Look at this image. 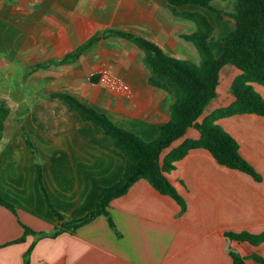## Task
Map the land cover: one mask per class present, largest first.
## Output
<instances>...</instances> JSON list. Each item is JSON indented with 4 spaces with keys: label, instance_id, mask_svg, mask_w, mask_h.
Masks as SVG:
<instances>
[{
    "label": "crops",
    "instance_id": "1",
    "mask_svg": "<svg viewBox=\"0 0 264 264\" xmlns=\"http://www.w3.org/2000/svg\"><path fill=\"white\" fill-rule=\"evenodd\" d=\"M233 3L211 5L230 12ZM177 10L207 18L213 28L208 45L218 56L220 38L233 29V21L195 6ZM114 27L184 60L192 44L181 35L195 31L193 22L171 14L165 0H0V101L9 109L0 138V197L16 213L0 206V264H233L229 250L264 258V242L251 246L224 236L264 232V116L254 114L220 118L217 124L238 143L260 182L217 164L204 149H193L166 174L185 200L182 214L172 198L141 179L110 202L114 228L99 216L55 237L23 233L21 225L35 233L59 228L51 209L65 220L83 217L95 208L99 188L116 183L126 166L125 156L98 126L45 95L70 94L145 141L156 139L159 126L169 120L174 98L149 85L141 51L128 41L100 40L71 64L31 70ZM194 57L198 64L197 51ZM239 73L231 65L220 69L216 96L198 121L233 101L230 85ZM103 74L117 83L115 89L99 83ZM253 88L264 99V87ZM198 137L187 129L161 158L183 139Z\"/></svg>",
    "mask_w": 264,
    "mask_h": 264
},
{
    "label": "trees",
    "instance_id": "2",
    "mask_svg": "<svg viewBox=\"0 0 264 264\" xmlns=\"http://www.w3.org/2000/svg\"><path fill=\"white\" fill-rule=\"evenodd\" d=\"M212 1L165 0L173 16L194 23L195 31L182 34L181 37L191 42L196 49L200 57L198 64L169 57L154 43L133 32L106 28L94 33L61 58L49 60L31 68L34 70L48 65L71 64L100 40L118 38L132 43L141 51V62L149 72L147 78L149 85L170 94L174 102L170 107L169 120L159 126L158 137L152 141H145L119 128L105 114L88 107L70 94L45 95V98H57L65 102L71 111L80 116L82 121H90L98 126L102 133L110 138L113 146L125 156L126 166L116 183L99 188L95 208L83 217L65 220L63 215L51 209L60 221L59 228L51 233H35L21 225L24 234L33 233L38 237H55L63 230L73 232L99 216L105 217L108 225L114 228L109 215L110 202L124 195L133 183L141 179L160 194L172 198L180 208L179 214H182L186 209L185 200L168 181L166 174L174 169L177 161L193 149H204L209 152L217 164L243 172L256 182L261 181L260 174L239 154L238 143L217 124V120L240 114L264 116V99L253 88V84L264 87V0H234L230 12H222L214 8L211 5ZM185 5L223 14L233 21V29L220 38L222 50L218 56L213 54L208 45L213 32L210 22L198 12L177 10V7ZM225 65H231L240 71L230 85L233 101L213 110L198 121L204 108L216 96L219 71ZM8 113V107L0 101V138ZM189 128L195 129L199 137L183 139L161 158L162 152L181 139ZM22 136L28 147L34 151V147L23 130ZM0 206L16 214L15 207L1 197ZM224 236L229 240L248 243L251 246L264 242V232L258 234L246 231L225 232ZM22 240L23 237L15 242ZM229 256L233 264H246V259L264 264V258L256 254L244 257L229 250Z\"/></svg>",
    "mask_w": 264,
    "mask_h": 264
},
{
    "label": "built area",
    "instance_id": "3",
    "mask_svg": "<svg viewBox=\"0 0 264 264\" xmlns=\"http://www.w3.org/2000/svg\"><path fill=\"white\" fill-rule=\"evenodd\" d=\"M99 83L110 88V89H115L117 86V83H115L109 76L108 74H103L99 77Z\"/></svg>",
    "mask_w": 264,
    "mask_h": 264
},
{
    "label": "rangeland",
    "instance_id": "4",
    "mask_svg": "<svg viewBox=\"0 0 264 264\" xmlns=\"http://www.w3.org/2000/svg\"><path fill=\"white\" fill-rule=\"evenodd\" d=\"M194 24V23H193ZM117 28V27H114V29ZM118 30H124V29H121V28H117ZM196 29V27H195ZM194 52L196 54V50L195 48L191 45V51L189 53H186V59L185 60H189V61H192L193 63H195V57H194ZM166 55V54H165ZM167 56L169 57H172L170 55L167 54ZM173 58H176V59H180L178 58V56H173ZM181 60H184V59H181Z\"/></svg>",
    "mask_w": 264,
    "mask_h": 264
}]
</instances>
